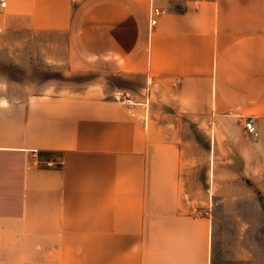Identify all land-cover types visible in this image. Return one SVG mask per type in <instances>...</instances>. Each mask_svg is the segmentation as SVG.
<instances>
[{
	"label": "crops",
	"instance_id": "crops-1",
	"mask_svg": "<svg viewBox=\"0 0 264 264\" xmlns=\"http://www.w3.org/2000/svg\"><path fill=\"white\" fill-rule=\"evenodd\" d=\"M63 64L108 82L26 83ZM183 127L211 135L206 173L264 192V0H7L0 264H221L213 218L182 208ZM260 246L240 261L264 264Z\"/></svg>",
	"mask_w": 264,
	"mask_h": 264
},
{
	"label": "rangeland",
	"instance_id": "rangeland-1",
	"mask_svg": "<svg viewBox=\"0 0 264 264\" xmlns=\"http://www.w3.org/2000/svg\"><path fill=\"white\" fill-rule=\"evenodd\" d=\"M42 66L39 65L40 68ZM47 67L29 73L26 83L38 91L83 93L94 85L107 84L109 79L91 71L72 72L64 64ZM136 101L130 104L139 103ZM178 129L176 138L183 157L178 177L182 208L196 216L209 213L213 218L217 236L214 252L221 264H246L240 261V253L253 251L254 245L260 246L259 242L260 248L264 247V192L258 187L262 180L242 175L235 179L226 177L223 181L212 173H206L214 160L211 135L193 127L192 144H185L184 139L189 138L190 132L187 130L186 133L184 127ZM233 183L238 185L234 187Z\"/></svg>",
	"mask_w": 264,
	"mask_h": 264
},
{
	"label": "built area",
	"instance_id": "built-area-1",
	"mask_svg": "<svg viewBox=\"0 0 264 264\" xmlns=\"http://www.w3.org/2000/svg\"><path fill=\"white\" fill-rule=\"evenodd\" d=\"M7 4V0H0V6L1 7H5ZM150 16H151V23L155 24L157 22V16L164 13L165 9H162L160 7L157 6H152L150 9ZM117 98H120L122 100H126L129 103H134V100L130 97H126L122 92H118ZM246 129L250 132L253 133L255 131V125L253 120L250 118V120L246 121Z\"/></svg>",
	"mask_w": 264,
	"mask_h": 264
}]
</instances>
